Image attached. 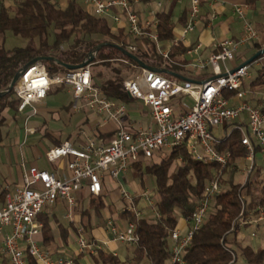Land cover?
Returning a JSON list of instances; mask_svg holds the SVG:
<instances>
[{
  "label": "built area",
  "instance_id": "1",
  "mask_svg": "<svg viewBox=\"0 0 264 264\" xmlns=\"http://www.w3.org/2000/svg\"><path fill=\"white\" fill-rule=\"evenodd\" d=\"M16 0H0V3ZM85 11L105 19L113 33L123 28L131 41L147 40L154 44L160 57V67L141 68L130 59L113 58L109 62L120 64L127 68L130 75H122L123 89L131 100L141 103L149 109L151 126L135 129L127 121L128 109L125 103L108 99L102 88L94 82L91 73L92 62L82 68L67 70L64 73H50L43 62H35L19 77L13 91L18 101L16 112L23 117V129L26 135L34 134L35 130L28 127V122L38 113L37 105L42 102L51 87H66L69 89L79 112L85 108L101 118V123L114 122V137L104 144L96 138L84 137V143L74 147L69 142L45 150L46 161L52 165L58 160L68 158L67 170L69 177L59 179L53 172L30 166L24 171L21 183L3 196L0 205V245L5 262L0 264H27L26 254L40 264H72L74 259L61 256L52 262L41 251L35 239L41 233L42 226L37 221L43 209L52 207L57 201L64 202L69 208L76 205L75 193L84 189L88 195L97 197L102 192L103 178L118 179L135 163L151 160L156 154L173 148L184 147L189 155L204 164H217L226 167L233 159L226 151L218 150L221 139L230 132L240 133V143L247 152L248 162L241 171L249 177L255 169L254 158L258 152L264 162V112L246 101L247 92L242 90L243 83L252 76V64L264 65V53L249 65L229 67L234 62L239 46L258 38L256 29L246 18L242 6H234L235 16L242 20V34L237 40L224 39L217 44L216 52L205 59L199 58L200 44L189 48L183 56L192 58L182 64L192 71L207 74V79L200 83L190 80H180L168 77L161 71L168 70L170 65H176L170 56L173 47L184 42L186 36L193 32L200 23L201 4L210 9V20L216 17L215 4L220 0H188L186 21L178 35L172 38L167 47L161 46L158 35L159 14L164 12L163 1L153 0L155 9L147 10L141 16L135 6L149 0H78ZM170 2L172 0H165ZM182 2L183 0H176ZM264 48V46L262 47ZM137 45L131 43L125 51L132 54L137 51ZM182 56V57H183ZM85 61V60H84ZM233 96L225 98L224 93ZM264 95V93H263ZM189 98L191 104L178 100ZM234 101L235 104H231ZM101 124H97L100 127ZM230 126V131L226 129ZM222 129V138L214 131ZM78 133V134H79ZM176 162L181 164L179 157ZM247 182V180H246ZM244 187L242 184L241 188ZM222 186L211 180L204 188L203 195L194 206L193 211L182 217L187 223V229L181 232L178 228L169 231L170 247L169 264H184L183 254L191 242L193 233L204 223L210 210L213 198L222 193ZM140 199L151 212L149 218L157 219L159 214L155 209V200L149 190L143 191ZM122 211L143 217L133 206V198L125 190L120 191ZM241 212L233 222L230 232L243 229L246 225L254 226L250 233L251 239H257L255 226L264 225V206H258L256 213L245 211L247 205L240 197ZM8 228V232L5 231ZM107 230L117 243L134 247L138 241L135 225L130 221L107 222ZM77 256H94L100 247L86 239L80 230L75 238ZM230 248V247H229ZM228 264H236V256L231 253Z\"/></svg>",
  "mask_w": 264,
  "mask_h": 264
},
{
  "label": "trees",
  "instance_id": "2",
  "mask_svg": "<svg viewBox=\"0 0 264 264\" xmlns=\"http://www.w3.org/2000/svg\"><path fill=\"white\" fill-rule=\"evenodd\" d=\"M257 1L252 0V4ZM261 4L264 11V0H261ZM13 5L12 9L7 10L0 3V92L5 91L14 76L36 58L51 57L63 64L76 66L86 60L90 53L96 52L97 56L91 67L94 82H99L108 99L127 104L131 99L123 89L122 75L128 69L120 64H110L109 60L124 57L128 59L119 49L125 50L129 44L135 43L138 49L133 53L134 56L150 68L160 67V57L153 43L147 40L132 42L123 28L113 33L105 19L85 11L76 0H68L63 9L52 0H16ZM186 14L187 12L184 21ZM173 29L170 14L168 12L159 14L157 30L162 43L173 38ZM8 33L24 39L25 45L4 48ZM100 44H113L116 47L106 45L97 49ZM255 46L258 49L256 52L262 49L260 45ZM188 49L189 47L183 45L171 49L170 56L177 64L168 67L170 73L180 71L179 65L185 64L180 58ZM43 64L47 65L50 73L67 71L54 61H43ZM108 74L112 76L108 78ZM255 76H250L251 79L243 83L242 90H246L247 96L251 95L246 101L264 112V71H257ZM258 92H261L260 95ZM232 96V93H224L225 98ZM17 104L13 90L0 97V134L6 125V110L16 111ZM240 137L239 132H230L226 138L221 139L218 150L229 152L234 160L243 161L247 152L241 146ZM169 151L167 154H164V151L160 152L159 161L146 167V172L154 179L155 209L159 218L136 217L123 211L120 213L124 221L131 220L134 223L135 234L138 237L136 245L131 248L130 261L134 264L143 261L147 264H169L171 257L170 247L167 248L170 241L169 231L176 228L180 217H186L193 211L207 183L216 180L221 186L228 185L229 188H223L222 193L211 201L204 223L193 233L191 242L184 251V264H228L232 258L231 253L235 254L236 260L241 257L245 264H264V247H254L247 243L240 245L244 239L240 234L254 226L246 225L238 232H230L233 222L241 212L240 193L245 187L241 188L240 184H234L232 176L226 179L225 167L198 162L184 147ZM179 157L182 159L181 164L176 162ZM141 163H135L133 166L139 170ZM254 172L258 174L261 196L251 208L247 207L246 214L252 212L254 214L258 206H264V168L254 169ZM246 190L248 193L249 189ZM102 198V194L97 197L88 195L90 207L83 215L89 216L90 211H93L100 216V211L104 207ZM260 227L264 233V225L255 226V230H259ZM88 240L93 242L92 239ZM235 246L237 249L233 248ZM91 259L94 264H126L116 256L103 251H98ZM26 260L27 264H36L27 254Z\"/></svg>",
  "mask_w": 264,
  "mask_h": 264
},
{
  "label": "crops",
  "instance_id": "3",
  "mask_svg": "<svg viewBox=\"0 0 264 264\" xmlns=\"http://www.w3.org/2000/svg\"><path fill=\"white\" fill-rule=\"evenodd\" d=\"M163 2V10L170 14V22L174 24V38L179 34L186 21H184V15L185 12L188 11L189 1L183 0L182 2H178L172 0L167 2L164 0ZM153 6L156 8L155 2L149 0L136 5L135 8L141 16H145L147 10H150ZM234 6L243 7L246 18L252 22L258 34L256 40L238 47L234 62L228 65L229 67H235L245 64V62H247L258 50L255 44L262 47L264 46V11L261 0H258L254 5L252 4V0H220V2L214 6L216 17L213 20H210L209 17L211 12L209 7L203 4L200 23L193 32L186 36L184 42L180 43V45L192 48L200 44L201 48L197 56L201 59H205L210 54L216 52L217 44L220 41L232 38L233 40H237L242 34L243 22L235 16L233 12ZM169 41H164V43L161 42V46L167 47ZM180 59L184 60L185 63L192 60V58L185 56ZM161 73L168 77L190 80L194 83H200L204 79H207L208 76L207 74L194 72L190 67L182 66L179 72L174 71L170 73L168 69L165 71L162 70ZM53 87H55L54 90L56 92L65 89L66 93L70 96L69 103L63 107L66 116L65 119L61 118L62 108L56 110L46 109L45 99L48 98V95L53 91L52 87L48 91L46 98L36 106L38 110L36 116L31 118L28 122V127L35 130L34 134H25L23 129V117L17 114L15 110L8 109L5 112L7 119L6 125L2 128L0 134V205L3 204V196L5 193L13 191L21 183L24 171L30 166H36L38 169L53 172L59 179L69 177L70 173L66 168L68 158L58 160L56 163L50 165L45 159L44 152L64 142H69L74 147L80 146L84 143L85 139L80 135L78 130L83 131L89 137L100 140L104 144H107L111 138L114 137V122L108 121L106 123H101L100 117L95 116L85 108L76 112L74 110L76 102L69 89L66 87ZM185 99L189 98L180 99L177 103L180 104L185 102ZM131 102L136 103L137 101L130 100V103ZM231 104H235L234 101H232ZM70 105L72 106L69 107ZM133 105L130 107V110L127 108V121L133 124L135 129H138L141 125L137 127L139 123L136 121L137 119L133 120L130 118V113L135 115L136 112H138L139 115H143V111H137L136 106L133 107ZM41 113H45L48 120L29 126L30 121L36 119ZM97 124H101V126L97 127ZM149 125H151L150 115ZM219 130L223 133L222 129ZM100 136L101 138H99ZM159 159V154H156L154 158L149 161L153 163L159 161ZM247 164V161L239 160V167L241 169ZM254 164L255 170L262 169V166H264V162L258 152L255 154ZM143 165L144 162L141 163L139 170H137L135 166H132L126 173L119 176L118 179H111L108 176L103 178L101 194L103 196L102 200L104 207L100 211V216L96 215L93 211H90L89 216L83 215V212L89 210L90 207L88 194L84 189L75 193L76 205L73 208H69L62 201H57L52 207L43 209L37 217V221L42 226L41 233L35 237L41 251L44 252L52 262L65 254V256H71L76 264H79L78 262L81 259L85 260L86 264H94L91 256L78 257L76 255L77 246L75 238L78 236L79 231L82 230L84 237L86 239H92L93 242L100 247V251L116 256L122 263L134 264L130 261L132 246L129 247L113 240L112 235L107 230V222L109 220L114 222L124 221L120 214L122 212V200L120 198L121 190L130 193L133 198V206L140 212L141 216L148 217L151 215L147 214V212L150 211L139 196L143 191H151L154 188V179L152 175L146 172V167L149 164L144 167ZM143 168L145 169L144 172H142ZM143 173H145L144 176H146V181L141 177ZM135 175H140L141 177L138 184L132 179ZM84 201H87L85 209L82 206ZM116 205L119 209L116 208ZM59 218L63 219L66 223H61ZM187 226L185 220L180 217L177 221L176 228L184 232ZM5 231L8 232V228H5ZM251 241L252 244L250 242L246 243L254 247H264V233H262L260 237L258 236L257 239H252ZM171 245L172 243L170 242V247ZM68 246L72 251L71 255L64 252V249ZM120 247L125 248L122 254ZM0 260L5 262L1 248ZM35 263L40 264L37 261H35Z\"/></svg>",
  "mask_w": 264,
  "mask_h": 264
},
{
  "label": "rangeland",
  "instance_id": "4",
  "mask_svg": "<svg viewBox=\"0 0 264 264\" xmlns=\"http://www.w3.org/2000/svg\"><path fill=\"white\" fill-rule=\"evenodd\" d=\"M54 3H56L60 8H65L68 0H52ZM76 2L78 4H80L82 6V3L78 0H76ZM13 2L11 3H7L6 5L2 4L7 10H10L13 8ZM151 9H156L153 7H151ZM25 40L22 39L21 37H15L13 36L11 33H8L6 34V38H5V41H4V48L6 49H11V48H14V47H23L25 45ZM262 65H264V60H262L260 62ZM110 64H113L115 65V63H112L110 62ZM47 67V65H45ZM93 69V68H92ZM261 70V65H256V64H252V66L250 67V72L252 74V77H256L255 75L257 74V71ZM130 71L129 70H126L123 74L126 76V75H130ZM112 74H108L107 77H111ZM97 78V77H96ZM251 79V78H250ZM98 81V79H97ZM99 85V82L97 83ZM53 91H51L50 95H48V98L45 99V103H46V109H50V110H56V109H61L62 108V115H61V118L62 119H65L66 116L64 114V109L63 107L66 106L68 103H69V98L70 96L66 93V90H59L58 92H56L54 89L55 87H52ZM259 95L261 92H258ZM254 95V94H253ZM248 96H251L248 94ZM246 96V98L248 97ZM185 102L188 103V104H191V100L189 99H185ZM134 104V105H133ZM133 107L136 106V109L137 111L140 110L141 112L143 111V115H139L138 112H136L135 115H132L130 113V118L131 119H137L136 121L139 123L137 124V127H139V125H141V127H149L151 125H149V109L146 107V106H143L142 104H139V103H130L128 102L127 103V108H129L130 110V107ZM130 112V111H129ZM44 120H48V117L46 116L45 113H41L36 119H32L29 123V126H33L35 125L36 123L38 122H43ZM52 126V125H51ZM50 126V127H51ZM217 131V130H216ZM214 132L215 135L218 137V138H222V132L220 130H218L217 132ZM227 133H229L230 131V126L227 127L226 129ZM169 149L167 151H164V154H167L169 153ZM245 161V159L243 160ZM151 162L149 160H146L144 161V165H147V164H150ZM226 169V179L230 178L232 176V180L234 182V184H240L239 186H242V184H244V187L245 189L240 193V196L241 198L244 200V202L246 203L247 207L248 208H251L256 202H258V200L260 199V196H261V185L258 184V181H259V178L257 177L258 174L254 171H252L251 175L248 177L247 176V173H243L241 171V168L239 167V160H234L232 159L230 161V163L228 164V166L225 167ZM262 168H264V166H262ZM144 168H143V171L144 172ZM230 170V171H228ZM234 172V173H233ZM232 173V175H231ZM145 173H143V175L141 177H143V180L146 181L147 179L145 178L146 176H144ZM140 175H135L132 179L138 184V182L140 181ZM247 180V182H246ZM223 188H229L228 185L226 186H222V189ZM249 189V192L247 193V190L246 189ZM151 195L152 197H155L156 194H155V189L153 188L151 191ZM86 205H87V201H84L82 203V206L83 208L85 209L86 208ZM122 205V204H121ZM118 206L116 205V208ZM119 209V208H117ZM122 209V208H121ZM64 214V213H63ZM147 214H151V212H147ZM61 215V214H60ZM62 216V215H61ZM61 218V217H60ZM59 218V221H61V223H66L63 219H60ZM254 230V227H250V228H247L244 232H242L240 234V236L242 237L243 235V238L242 239V243L240 245H245L246 242L247 243H251L252 244V239L250 238V233ZM258 232V236L260 237V235L262 234L263 230H262V227L259 228V230H257ZM245 240V242H244ZM170 247V241L168 242L167 244V248ZM235 249H237V247H233ZM123 249L125 250V248L123 247H120V251H121V254L123 253ZM64 252L68 255H71L72 251L70 249V247H66L64 249ZM65 255V254H64ZM63 256V255H62ZM71 257V256H69ZM79 264H86V261L81 259L79 262ZM72 264H76L75 262H73ZM140 264H147L146 261H143L141 262ZM236 264H245L242 260V258H238L237 261H236Z\"/></svg>",
  "mask_w": 264,
  "mask_h": 264
},
{
  "label": "water",
  "instance_id": "5",
  "mask_svg": "<svg viewBox=\"0 0 264 264\" xmlns=\"http://www.w3.org/2000/svg\"><path fill=\"white\" fill-rule=\"evenodd\" d=\"M111 46V47H116L115 45L113 44H100L98 46L97 49L103 47V46ZM127 58H129L131 61H133L134 63H136L138 66H140L141 68H147V69H150V67H148L147 65H145L143 62H141L136 56L128 53L127 51L125 50H122V49H119ZM264 53V48H262L261 50H259L258 52H256L249 60H247V62H245V64H242V65H249L251 64L253 61H255L256 59H258L261 55H263ZM95 56L96 55V52H93V53H90L88 55V58L83 61L81 64L79 65H76V66H70V65H66V64H63L61 62H59L57 59H54V58H51V57H45V58H36L34 60H32L31 62H29L26 66H24L15 76L14 78L12 79L11 83L9 84V86L7 87V89L3 92H0V97L11 92L14 88V85L15 83L17 82V80L19 79V77L26 71V69L34 64L35 62H43V61H54L55 63H57L59 66L67 69V70H75V69H78V68H82L86 65H89L91 64V62L95 59ZM165 71V70H164Z\"/></svg>",
  "mask_w": 264,
  "mask_h": 264
}]
</instances>
